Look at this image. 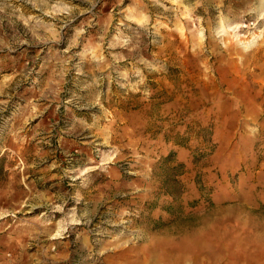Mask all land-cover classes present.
<instances>
[{"label": "rangeland", "instance_id": "obj_1", "mask_svg": "<svg viewBox=\"0 0 264 264\" xmlns=\"http://www.w3.org/2000/svg\"><path fill=\"white\" fill-rule=\"evenodd\" d=\"M263 230L264 0H0V264Z\"/></svg>", "mask_w": 264, "mask_h": 264}, {"label": "bare ground", "instance_id": "obj_2", "mask_svg": "<svg viewBox=\"0 0 264 264\" xmlns=\"http://www.w3.org/2000/svg\"><path fill=\"white\" fill-rule=\"evenodd\" d=\"M220 237L185 233L182 240L186 245L170 251L168 256L172 264H216L221 260H226V264H264V246L256 245L251 236L237 233L231 240ZM217 239L219 245L215 243Z\"/></svg>", "mask_w": 264, "mask_h": 264}]
</instances>
